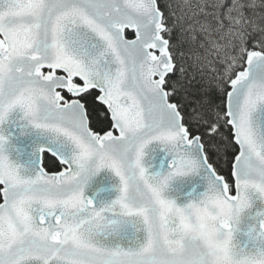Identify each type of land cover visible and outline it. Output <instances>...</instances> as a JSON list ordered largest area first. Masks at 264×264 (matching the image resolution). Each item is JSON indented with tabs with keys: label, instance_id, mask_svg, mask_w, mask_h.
<instances>
[{
	"label": "snow or ice",
	"instance_id": "1",
	"mask_svg": "<svg viewBox=\"0 0 264 264\" xmlns=\"http://www.w3.org/2000/svg\"><path fill=\"white\" fill-rule=\"evenodd\" d=\"M0 264H264V0H0Z\"/></svg>",
	"mask_w": 264,
	"mask_h": 264
}]
</instances>
